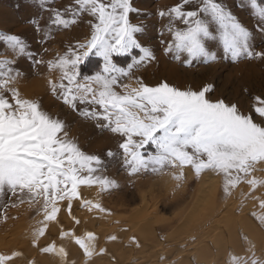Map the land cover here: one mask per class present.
I'll return each instance as SVG.
<instances>
[{
    "label": "snow or ice",
    "instance_id": "6c2138e0",
    "mask_svg": "<svg viewBox=\"0 0 264 264\" xmlns=\"http://www.w3.org/2000/svg\"><path fill=\"white\" fill-rule=\"evenodd\" d=\"M54 4L55 0H28V7L40 9L28 21L39 50L26 36L0 31V216L6 221L10 208L39 205L36 213L41 219L30 232L32 247L55 257L56 264H97L107 249L99 247L92 231L78 234L81 221L74 203L94 219L111 216L99 197L119 184L100 175L106 170L104 159L70 138L66 123L44 110L41 98L21 94L15 85L28 76L17 67L21 59L36 75L38 69H46L52 97L119 138L118 151L109 149L105 155L119 157L129 176L167 169L182 184L187 171L197 178L220 175L225 201L240 185L251 189L247 197L241 193L243 199L264 188V176L256 175L264 173V97L255 96L251 111L245 112L235 102L213 99L210 84L182 88L164 80L153 86L135 76L158 57L146 38V25L132 21L133 15H142L133 0H67L62 9ZM22 6L17 4V10ZM45 12L48 20L42 26ZM245 14L252 27L245 23ZM156 15L168 21L157 33L161 54L185 67L218 60L264 61V0H176ZM81 24L88 28L83 41L43 59L41 53L48 52L43 45L55 30ZM165 33L169 40L163 39ZM92 57L99 64L88 74L83 66ZM118 58L128 62L122 66ZM93 188L97 198L85 197L82 189ZM259 207L260 214L252 216L264 228V198ZM62 212L72 220L71 229L61 223ZM50 225L59 229L60 241L77 247L79 260L70 259L67 246L49 235ZM130 239L138 245L135 237ZM247 251L246 257L233 254L231 264H264L254 245ZM19 260L36 264L21 251L0 253V264Z\"/></svg>",
    "mask_w": 264,
    "mask_h": 264
},
{
    "label": "rangeland",
    "instance_id": "374dc122",
    "mask_svg": "<svg viewBox=\"0 0 264 264\" xmlns=\"http://www.w3.org/2000/svg\"><path fill=\"white\" fill-rule=\"evenodd\" d=\"M66 2L67 0H55V4L52 6L62 9ZM133 2L134 6L141 10L142 15L139 18L133 15L132 21L134 23H143L146 25V38L151 43V46L156 50L158 57L156 62L145 68H141L134 74L135 76L142 75L144 81L153 86L164 80L182 88L189 86L192 88H200L202 85L210 84L213 87V92L211 94L213 99L223 98L227 102H235L245 112L251 111L253 107V98L255 96L264 97V61L241 60L240 62L233 63L230 60H218L217 62L211 64L195 62L191 67H185L182 63L173 61L170 57L161 54V45L159 44V38L157 35L158 31L161 30L168 22L166 18L160 19L156 15L157 11L167 10L169 6L176 3V0H133ZM17 4H21L23 6L17 10ZM27 4L28 0H0V31L26 36L31 42V47L39 50L41 46L36 43L37 37L33 33L32 27L28 21L32 16L38 14L40 9L35 6L28 7ZM33 4H35V0H33ZM243 18L248 27H252V21L247 18V14H245ZM47 20L48 14L45 12L43 14V19L40 21L41 25L43 26L46 24ZM87 34L88 28L84 24L73 26L67 30H55L53 36L43 45L48 49L47 53H41L43 59L47 61L54 58L55 54L63 52L69 45L74 44L76 41H83ZM163 39L169 40L170 37L167 33H165ZM118 59L122 66L128 62L127 58ZM98 64V59L92 57L83 66V71L91 74L97 68ZM17 67L28 72L27 78L21 80L15 85L19 88L21 94L25 98H41L43 100V109L66 123V130L70 138L76 141L87 153L99 155L102 159H104L106 170L101 172L100 175L108 177L109 179H115L119 184L118 188L112 189L99 197L102 205L113 213L111 216H106L101 220L94 219V214L89 213L87 210L76 208L78 205L74 206L76 213L82 211V215L80 213L82 217L80 216L81 218L79 219L82 227H84L82 228L80 225L77 226L78 234L83 235L84 231L88 230V227L90 226L92 228V232L97 237H100L98 241V244H100L99 247L107 249V255L98 259L99 261L97 260V264H174L173 261L177 258L176 255L185 254L180 253L182 248H187L186 251L191 250L190 248L192 245L187 243L188 238H186L177 242L163 243L162 246L158 245L159 247L156 246V248L153 246L154 248L152 247L149 249L146 255L138 257L135 253L137 251L140 252V250H138L139 246L132 243L130 238L135 237L138 241L141 240L142 236H147L140 234L139 230H136L135 228L131 229V223L128 222V219L130 218V214L133 209L135 210L138 205H140L142 195H145L147 202L150 205L155 204L156 206V217L154 218L153 215H151V217L156 220V225L154 227L157 233L156 235L158 241L161 242V240H164V238L172 232L170 230L161 231V227H165L167 225L174 228V226L179 222V219L176 217L178 214L177 212L187 203L188 206L191 203L192 200L190 197L194 193L196 183L199 178L195 177L190 172L187 177L191 175L192 181L186 182V179L182 184H178V182L172 178V173L167 169L162 174L148 173L129 176L122 168L119 157L108 159L105 155L109 149L112 151H118V137L113 136V134L105 129L98 128L96 126V121L86 120L80 117L77 113H74L71 109L65 107L60 101L52 97L47 88V71L45 68L38 69L39 75H36L35 72L30 69L29 63L23 59L20 60ZM156 76H159V78ZM260 173L262 172L258 171L256 175L260 176ZM205 175H210L211 181L213 182L210 190L212 196H207V201H204L205 205L208 203L211 204L209 210L214 205L218 204L215 209L217 211L219 206L232 204L237 199V202L239 203L242 201L241 204L246 202L245 204L247 207H245V204V208L243 207V211L245 210V213L255 212L253 210H255L254 208H256V206L252 203L251 204L254 205V208L252 205L249 206L250 202L248 200L250 198L243 199L241 197V193H244V196L247 197L251 192V190L248 192L249 187H247V185H245L247 195H245V191L243 190L244 187L243 189L241 188L243 185H240L234 190V197L225 201L222 192L223 177L211 173ZM183 189H185L188 193L187 198L184 199L183 206L179 209L169 210L168 208L175 203L174 197L176 196L180 198V194ZM90 190L92 192L97 191V189L94 188ZM161 196H163V199H165L166 202L163 201L164 203H161ZM5 199H7V197ZM163 205L166 206L167 209L163 208ZM38 207L39 205L30 207L27 203H25L18 208H10L7 212L8 218L6 221L3 220L2 216H0V253H11L19 247L26 245L32 247L30 240L28 239H30L31 230L41 219V217L36 213V209ZM248 209L249 212H246ZM185 212L186 209H183L182 215ZM83 213H85V215ZM61 214L59 218L64 228L71 229L74 226L72 220L69 219L68 215L64 214V212ZM78 216L79 215H76L77 218ZM143 218L147 219L145 216H143ZM116 221H119L118 225L116 224ZM125 229H127V231H124ZM184 230L186 234L189 233V227ZM58 232L59 229L57 227L52 225L49 226V235L56 238V241L58 238ZM119 232H121L118 243L119 245L118 247H113L109 243V241H111L110 238ZM23 242L25 245H23ZM41 242L43 243L44 241L42 240ZM124 242L127 244L126 247H124ZM139 242L140 241H138V245ZM121 246L122 248H120ZM179 246L182 248L179 249ZM113 248L117 250H114ZM118 248L120 249L118 250ZM129 248L131 253L133 252V257L128 250ZM131 248L134 251H132ZM174 248H178L177 250L175 249V253L172 251ZM248 248L249 246L246 247V249ZM32 249H34V247H32ZM68 251L70 252V255L72 254L74 257H79L76 255L77 247L73 250L68 249ZM245 252L247 253L248 251L246 250ZM242 254L245 253L241 252L237 255ZM45 256L47 257H45L47 259L46 264H56L55 257ZM226 256L232 257L233 253H227ZM118 257L120 259H124L120 260ZM50 258H52V260ZM139 258H143L142 261L139 260ZM48 260H51L50 263L47 262ZM76 260H79V258ZM223 260L230 263L226 261L223 262ZM225 263L231 264V258L225 259V257H223V259L220 260V264ZM17 264H25V262L24 260H19L17 261Z\"/></svg>",
    "mask_w": 264,
    "mask_h": 264
},
{
    "label": "bare ground",
    "instance_id": "6f19581e",
    "mask_svg": "<svg viewBox=\"0 0 264 264\" xmlns=\"http://www.w3.org/2000/svg\"><path fill=\"white\" fill-rule=\"evenodd\" d=\"M147 72H149V71H147ZM155 75H156V73H155ZM157 78H159V76ZM34 85H35V83H34ZM37 92H38V90H37ZM190 172L191 171H187V175L190 174ZM260 176H264V173H260ZM190 181H192L191 175H189L187 177L186 182H190ZM212 183L213 182L211 181L210 175H204V176L200 177L196 183V188L194 190V193L192 195L190 194L191 195L190 199L192 201L189 204V206L187 205L188 203L183 206L184 199L187 198V194H188L187 191H185V189L182 190V192L180 194V198L176 197V196L174 197L175 203L172 206H170L168 209L169 210L170 209H179L183 206V208L181 210H179L177 212L178 214L176 215L177 219H179V222L175 225L176 227L174 226V228L171 226H167V225L165 227L164 226L161 227V231H165V230L172 231L171 234L167 235V237H165L164 240H161V242L158 241V238L156 235L157 233H156L155 227H154L156 225V220H154L153 217H151V215H153L154 218L156 217V215H155L156 206H155V204L150 205L147 202L145 195H142L140 205H138V207L135 210L133 209V211L130 214V218L128 219L129 220L128 222L132 224V225L130 224L131 229L135 228L136 230H139L140 234H142V235L144 234V236H147V237H143L142 235H140V236H142V238H141V240H138L140 242H139V245H137V246H139L138 247L139 249L136 247L138 250H140V252L137 251L135 253L136 256L143 257L142 255H146L148 250L151 249L153 246H155V248H156V246H158V245L162 246L163 243H172V242H177L179 240H183V239L188 238L187 243L188 244L190 243V245H192V247L190 248L191 250L186 251L187 248L184 249V248L179 246L180 247V248L178 247L179 249L182 248L180 253L181 254L185 253V254L176 255L177 258L173 261L174 264H220V260L223 259V257H225V259L226 258H232L231 256L230 257L226 256V254L230 253V252L235 254L238 257L239 256L246 257L248 255V252L247 253L245 252L247 250L246 247H248V246L251 247L252 245L255 246L256 256L258 258H264V228H261L258 221L252 216L251 212L245 213L244 212L245 210L243 211V209H241L242 201L239 203V202H237V199H236L235 202H233L232 204L219 206L217 211L215 209L217 208L218 204L214 205L210 210H209V208H210L211 204H209L208 202H207L208 204H206V205L204 204L205 203L204 201L205 200L207 201V199H206L207 196H212V194L210 192ZM243 187H244V189H243ZM241 188L245 191V195H247L246 194L247 191L245 190V185H243ZM250 190L251 189L249 188L248 192H250ZM82 191H83V194L85 197L97 198L96 197L97 191L92 192L91 190H87V189H82ZM176 195H177V193H176ZM260 198H264V188H257L256 191L252 194V197L248 200L250 202L249 206L252 204H254L256 206V208H254V205H252L253 208L255 209L253 211H255V213H257V214H260V212H261V209L259 207ZM117 201H116V203H117ZM163 201H165V199H163V196H161V203H164ZM243 202H244V200H243ZM245 203L246 202H244V204ZM244 204H243V207L246 205V204L245 205ZM76 205H78V204L74 203V206H76ZM245 207H247V205ZM76 208H79V207L77 206ZM163 208L167 209L166 206H164V205H163ZM183 209H186V212L182 215ZM81 212H79V213L75 212L76 215H79L78 218L82 217ZM246 212H249V209H248V211L246 210ZM80 213H81V215H80ZM64 214H67V213H64ZM83 214L85 215V213H83ZM86 214H87V212H86ZM143 216H145L147 219H144ZM142 219H144V220H142ZM126 220H127V218H126ZM116 224L118 225V223H116ZM80 227H82V224H80ZM187 227H189V230H188L189 233L186 234L184 229H186ZM88 230L92 231V228L89 226ZM145 234H147V235H145ZM115 236L120 237L121 232H119ZM98 238H100V237H98ZM28 240H30V239H28ZM119 240L120 239H118L116 241H109V243L113 247H118ZM24 242H23V245H25ZM56 243L58 245L60 243H64L67 246V248L70 250H73L76 247L74 244H68L67 241H60L59 238H57ZM124 244H125L124 247H126V245H127L126 242H124ZM122 246L120 248H122ZM120 248H118V250ZM175 249L176 248L172 249V251L174 252ZM244 249H246V250H244ZM114 250H117V249H114ZM128 250L130 251V248ZM15 251L23 252L28 259L36 261V264H46V260H47L46 258L47 257L44 254L37 252V250L35 248L32 249V247H30L29 245H26L23 247L21 246ZM132 251H134V250L132 249ZM119 252H121V251H119ZM241 252H243L245 254L237 255ZM130 253H131V251H130ZM132 253H131V255H132ZM132 257H133V255H132ZM69 258L70 259H73V258L78 259L79 257L78 258L74 257L71 254ZM151 258H152V256H151ZM50 259L52 260V258H50ZM118 259H120V258L118 257ZM121 259H124V258H121ZM142 259L143 258H141V259L139 258V260H141V261H142ZM127 260H128V257H127ZM133 260H132V262H133ZM50 261L48 260L47 262L50 263ZM102 261H103V259H102ZM224 261H226V260H223V262ZM226 262H228V261H226ZM228 263H230V262H228ZM102 264H104V263H102ZM225 264H227V263H225Z\"/></svg>",
    "mask_w": 264,
    "mask_h": 264
}]
</instances>
